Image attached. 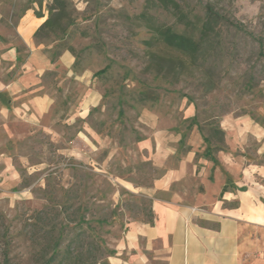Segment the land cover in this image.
Returning <instances> with one entry per match:
<instances>
[{
    "label": "rangeland",
    "instance_id": "1",
    "mask_svg": "<svg viewBox=\"0 0 264 264\" xmlns=\"http://www.w3.org/2000/svg\"><path fill=\"white\" fill-rule=\"evenodd\" d=\"M39 1L43 8L35 0H0V55L8 43L27 50L15 27L27 12L47 19L52 0ZM64 1L74 24L38 39L52 53L40 84L50 95L49 111L32 122L0 120V154L7 161L1 168L7 171L0 187L1 263L8 252L15 263L24 262L31 252V224L44 227L55 218L67 225L75 213L92 221V233L116 251L131 226L153 221V183L163 162L176 165L162 149L179 146L187 152L194 129L204 141L211 128L227 121L250 120L264 128V58L252 36L222 27L220 48L205 66L212 73H189L173 83L148 70L150 32L136 20L143 0ZM225 7L264 42V0H234ZM1 68L5 74L11 67L5 62ZM217 143L215 137L214 145L204 141L206 150L197 157L208 158V147ZM246 143L247 152L257 151L254 138ZM219 146L226 151L225 144ZM172 189L192 201L198 178ZM110 258L102 263L110 264ZM243 259L264 264V249Z\"/></svg>",
    "mask_w": 264,
    "mask_h": 264
},
{
    "label": "crops",
    "instance_id": "2",
    "mask_svg": "<svg viewBox=\"0 0 264 264\" xmlns=\"http://www.w3.org/2000/svg\"><path fill=\"white\" fill-rule=\"evenodd\" d=\"M19 20L15 33L27 50L23 53L20 45L12 43L3 47L0 120L13 117L32 122L51 107L50 95L40 84L52 63V53L35 39L46 17L27 12ZM5 62L11 68L4 74L1 66ZM187 113L192 115V108ZM3 126L0 124V134ZM221 129L225 131L226 151L209 154L208 147V158L197 157L206 150L197 129L189 141L191 150L184 152L179 146L162 149L164 157L173 158L176 165L163 162L164 171L151 188L154 224L131 226L108 263L243 264L245 256L264 249V128L254 121L237 119L223 122ZM251 138L259 144L254 153L246 150V141ZM0 164L7 165L1 154ZM3 165L0 169L7 167ZM1 171L3 187L1 177H6L7 171ZM190 176H197L198 189L192 201H187L174 194L172 187ZM161 194L172 197L164 201ZM193 209L202 211L193 213Z\"/></svg>",
    "mask_w": 264,
    "mask_h": 264
},
{
    "label": "trees",
    "instance_id": "3",
    "mask_svg": "<svg viewBox=\"0 0 264 264\" xmlns=\"http://www.w3.org/2000/svg\"><path fill=\"white\" fill-rule=\"evenodd\" d=\"M143 2V9L136 15V20L142 28L150 32L145 41L149 59L148 70L156 73L159 78L178 83L182 76L189 73L203 70L206 74L212 73L206 70L205 66L220 48L222 27L236 29L252 36L259 42L260 56L264 58V42L248 32L241 22L226 14L225 4L232 5L234 0ZM35 3L43 8L41 1L35 0ZM47 11V21L35 33L36 42L40 45L43 43L38 42V39L42 35L47 38L51 34H61L68 26L74 24L73 18L67 13L64 0H52L47 6ZM35 15L38 18L44 17L41 12H35ZM167 17L175 19L174 25H169L164 20ZM210 130L212 136L205 137L204 141L212 144V138L215 137L219 139V143L210 148L209 154L223 151L219 144H224L225 131L217 128ZM55 220L57 219L47 220L44 227L39 226V223L30 225L32 232L28 240L31 243V252L26 255L24 262L15 263L8 252L0 264H103L105 256L110 258L115 255L116 251L110 252L104 241L92 233V221L86 220V217L75 213V217H70L67 225L57 224ZM154 220L153 218L150 224H154ZM100 221L106 223L104 220ZM72 224L74 226H71Z\"/></svg>",
    "mask_w": 264,
    "mask_h": 264
},
{
    "label": "built area",
    "instance_id": "4",
    "mask_svg": "<svg viewBox=\"0 0 264 264\" xmlns=\"http://www.w3.org/2000/svg\"><path fill=\"white\" fill-rule=\"evenodd\" d=\"M197 211H202V210H201V209H197V210H196V209H193V210H192L193 213H195V212H197Z\"/></svg>",
    "mask_w": 264,
    "mask_h": 264
}]
</instances>
